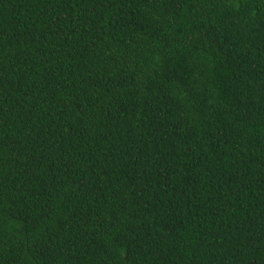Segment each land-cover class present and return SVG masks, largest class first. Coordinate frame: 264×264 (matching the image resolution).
Segmentation results:
<instances>
[{"label":"trees","instance_id":"1","mask_svg":"<svg viewBox=\"0 0 264 264\" xmlns=\"http://www.w3.org/2000/svg\"><path fill=\"white\" fill-rule=\"evenodd\" d=\"M0 264H264V0H0Z\"/></svg>","mask_w":264,"mask_h":264}]
</instances>
